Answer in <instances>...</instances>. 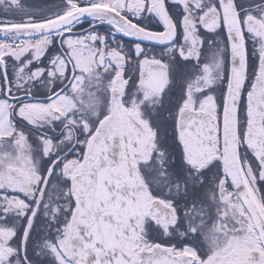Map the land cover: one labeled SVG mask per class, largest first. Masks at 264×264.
Here are the masks:
<instances>
[{
  "label": "snow or ice",
  "instance_id": "obj_1",
  "mask_svg": "<svg viewBox=\"0 0 264 264\" xmlns=\"http://www.w3.org/2000/svg\"><path fill=\"white\" fill-rule=\"evenodd\" d=\"M0 264H264V0H0Z\"/></svg>",
  "mask_w": 264,
  "mask_h": 264
}]
</instances>
